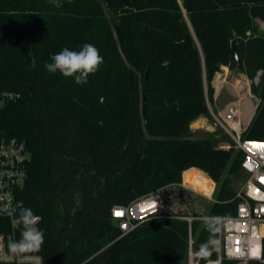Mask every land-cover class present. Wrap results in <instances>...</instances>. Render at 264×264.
<instances>
[{
	"label": "trees",
	"instance_id": "trees-1",
	"mask_svg": "<svg viewBox=\"0 0 264 264\" xmlns=\"http://www.w3.org/2000/svg\"><path fill=\"white\" fill-rule=\"evenodd\" d=\"M59 2L0 0V93L20 94L0 114V135L29 151L18 198L42 218L43 264H185V217L235 215L234 181L246 178L241 150L191 128L209 114L222 66L252 80L258 105L242 138L264 140V0ZM86 43L104 58L87 83L46 70L52 55ZM190 167L202 173L185 182L206 193L216 183L201 213L169 204L198 196L179 185ZM162 187L160 211L122 233L113 207ZM191 224L200 249L210 232Z\"/></svg>",
	"mask_w": 264,
	"mask_h": 264
},
{
	"label": "built area",
	"instance_id": "built-area-1",
	"mask_svg": "<svg viewBox=\"0 0 264 264\" xmlns=\"http://www.w3.org/2000/svg\"><path fill=\"white\" fill-rule=\"evenodd\" d=\"M20 94L12 91L0 93V114L6 103L19 98ZM210 111L211 108H210ZM213 113V112H212ZM216 122L221 125L234 139V147L241 150V168L246 174L242 186L237 190V211L233 216H187L188 220V251L185 264H223L224 259L234 260L237 264H248L246 251L248 237L255 227L264 238V140L244 139L242 133L246 130L249 121L245 124L243 112L236 103L227 105L221 115L214 114ZM232 144H225L230 148ZM259 145V147H257ZM30 154L24 142L15 137L6 138L0 135V217L7 220L9 228L0 231V262H5L8 255L7 244L20 239L22 227L16 220L22 208H25L18 198L19 190L24 186L27 177V168ZM208 179L213 181L208 175ZM185 189L210 198L211 200L216 183L209 193L199 190L196 186L185 182L180 183ZM169 187V186H167ZM157 188L136 198L128 205H116L112 209V216L119 224L122 233L126 234L135 229L145 220L152 219L164 205L163 190ZM258 190V191H257ZM122 215H115L116 212ZM40 216V215H38ZM41 217V216H40ZM205 217L220 218L221 231L217 234L219 247L215 256L204 257L200 249L194 245L192 221L204 220ZM42 220V218H41ZM38 227L40 229V223ZM264 264V260L257 261ZM11 263L16 264H43V258L38 252L27 254L25 257H13Z\"/></svg>",
	"mask_w": 264,
	"mask_h": 264
},
{
	"label": "clouds",
	"instance_id": "clouds-1",
	"mask_svg": "<svg viewBox=\"0 0 264 264\" xmlns=\"http://www.w3.org/2000/svg\"><path fill=\"white\" fill-rule=\"evenodd\" d=\"M54 6L62 7L59 0H53ZM51 62L45 64L49 73L59 72L65 78H72L78 85L87 83L88 77L95 74L104 62L99 49L93 44L86 43L79 50L65 48L51 56ZM195 173H202L201 169L190 167L183 171L181 179L191 178ZM207 176L206 173H203ZM41 217L35 215L30 208H22L16 223L21 225L20 239L7 244L8 255L3 259L10 264L13 257H25L27 254L38 252L44 243V232L39 229L38 224ZM204 222L210 232L209 239L200 247V254L204 257L210 256L214 250H218L219 240L216 234L221 231L220 218L205 217ZM247 259L254 261L264 260V238L258 230L253 227L248 237Z\"/></svg>",
	"mask_w": 264,
	"mask_h": 264
},
{
	"label": "rangeland",
	"instance_id": "rangeland-1",
	"mask_svg": "<svg viewBox=\"0 0 264 264\" xmlns=\"http://www.w3.org/2000/svg\"><path fill=\"white\" fill-rule=\"evenodd\" d=\"M262 27H264L263 23H262ZM217 73H216V76L218 75ZM216 76H215V78H216ZM242 77H244V79L248 82L247 83L248 85L245 87L247 94H248L247 98L252 103L253 109H255V107L258 105V99L254 96V94L251 91L252 80L249 79L248 76L244 72L230 70L229 79L234 80L236 78H242ZM223 88L225 89V86ZM231 98L232 97L229 96L227 94V92H225V91L222 92L220 98L217 99L215 102L210 104V106H211V108H213V110L211 109L212 111H209V114L207 116L199 119L198 121H196L192 124L191 128L195 132L194 135H196L198 137H204V138L209 137L213 140L214 144H216V145H222L223 146L225 144H234V142H235L234 139L231 137V135H229V133H227V131L221 125H219L216 122L215 117L213 115V113L216 115H220V110L224 108L225 104ZM244 111L246 113V119L247 120L250 119V116L248 115L249 108H248V110H244ZM247 122H245V124ZM222 148H224V147H222ZM244 181H245V175L243 177H241V179L234 181V185H235L236 190H239V188L242 186ZM215 189H216V185H215ZM215 189H214V191H215ZM196 194L198 196L195 197L194 200L192 199V200L188 201L186 199V195H184V202H182L183 199L180 200L178 198L177 200L169 201V204L174 209L184 211V212L185 211H187L189 213L204 212L205 202L211 201V199L204 196L203 194H198V193H196ZM212 198H213V195H212Z\"/></svg>",
	"mask_w": 264,
	"mask_h": 264
},
{
	"label": "crops",
	"instance_id": "crops-1",
	"mask_svg": "<svg viewBox=\"0 0 264 264\" xmlns=\"http://www.w3.org/2000/svg\"><path fill=\"white\" fill-rule=\"evenodd\" d=\"M229 73H230V69L227 66H222V69L220 72H218L216 78L214 77L212 84L213 87L215 89V93H214V101L215 102L217 99L220 98L221 93L222 92H227V94L229 96H231L232 98L225 104L224 108L220 110V115L224 113L225 108L227 107V105L231 104V103H236L240 106L241 110H248V107L244 106L245 104L248 103V105L250 104V106H252V103L250 102V100L247 98V91L245 89V87L248 85L247 81L244 79V77L242 78H236L234 80L229 79ZM217 79L221 80V83L218 84L216 81ZM225 86V89L223 88ZM209 107L210 103H209ZM253 108V107H252ZM213 110V108H211ZM256 109H252L251 113H250V119L253 117L254 113H255ZM205 116L200 117L204 118ZM198 119V120H199ZM196 120V121H198ZM195 121V122H196ZM194 123V122H193ZM192 123V124H193ZM250 123V122H249ZM191 124V127H192ZM193 130V129H192ZM219 147H224V145H218Z\"/></svg>",
	"mask_w": 264,
	"mask_h": 264
},
{
	"label": "bare ground",
	"instance_id": "bare-ground-1",
	"mask_svg": "<svg viewBox=\"0 0 264 264\" xmlns=\"http://www.w3.org/2000/svg\"><path fill=\"white\" fill-rule=\"evenodd\" d=\"M218 84H220L221 83V80L220 79H217V81H216ZM245 107L247 106L248 108H249V113H248V115L250 116V113H251V111H252V106H250V104L248 105V103L247 104H245L244 105ZM242 112H243V120H244V122H247V121H249V119L247 120L246 119V113H245V111L242 109Z\"/></svg>",
	"mask_w": 264,
	"mask_h": 264
},
{
	"label": "water",
	"instance_id": "water-1",
	"mask_svg": "<svg viewBox=\"0 0 264 264\" xmlns=\"http://www.w3.org/2000/svg\"><path fill=\"white\" fill-rule=\"evenodd\" d=\"M233 48H234V54H235V58H236V62L239 63V58H238V54H237V49H236V46H235V43H233ZM145 95V94H144ZM144 101H145V97H144ZM257 107V106H256ZM255 107V109H256ZM252 119V118H251ZM251 121V120H250ZM249 121V122H250ZM143 146V141L141 142V147Z\"/></svg>",
	"mask_w": 264,
	"mask_h": 264
},
{
	"label": "snow or ice",
	"instance_id": "snow-or-ice-1",
	"mask_svg": "<svg viewBox=\"0 0 264 264\" xmlns=\"http://www.w3.org/2000/svg\"><path fill=\"white\" fill-rule=\"evenodd\" d=\"M257 147H259V145H257ZM262 182H264V178H262ZM258 191V190H257ZM123 213L122 212H116L115 215L119 216V215H122Z\"/></svg>",
	"mask_w": 264,
	"mask_h": 264
}]
</instances>
